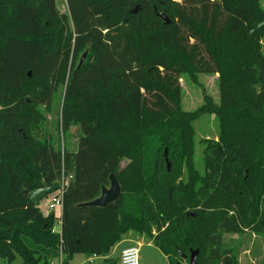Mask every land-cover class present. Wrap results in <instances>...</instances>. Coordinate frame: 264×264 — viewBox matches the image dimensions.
Segmentation results:
<instances>
[{
  "label": "trees",
  "instance_id": "16d2710c",
  "mask_svg": "<svg viewBox=\"0 0 264 264\" xmlns=\"http://www.w3.org/2000/svg\"><path fill=\"white\" fill-rule=\"evenodd\" d=\"M66 4L61 13L56 0H0V258L51 264L62 254L69 264L83 254L116 264L111 251L131 232L168 264H190L195 250L196 264H239V246L226 240L264 237V53L237 58L219 103L205 96L195 112L182 109L179 81L222 72L213 44L225 37L258 42L261 1ZM205 117L218 134L201 141L197 161L194 124ZM113 174L120 199L81 206ZM61 177V216L44 215L24 192Z\"/></svg>",
  "mask_w": 264,
  "mask_h": 264
},
{
  "label": "rangeland",
  "instance_id": "374dc122",
  "mask_svg": "<svg viewBox=\"0 0 264 264\" xmlns=\"http://www.w3.org/2000/svg\"><path fill=\"white\" fill-rule=\"evenodd\" d=\"M58 9L61 13L67 12L66 0H56ZM264 8V0H260ZM216 55L221 62L220 73L199 74L196 72H188L181 75L180 86L182 89V109L188 112H195L199 110L204 104V97L209 96L218 104L220 96L221 80L228 82L232 79V67L237 58L244 53H251L253 50H260L264 53V36L258 42H248L236 37H225L220 43L213 44ZM55 113L53 119L58 112V105L55 106ZM195 139L197 141V149L195 158L198 161L201 158L203 139H213L218 134V126L214 117H205L194 124ZM80 132L76 128L70 130V136H66L68 147L75 149L77 146V139ZM52 196H48L39 202V208L44 215L53 212L56 216L60 212L59 208L55 210L50 209ZM57 231L60 230L56 226ZM125 240L139 249V264H168L163 253L150 243V240L144 237L128 233L123 237L117 245L116 255L121 249L126 248ZM124 241V242H123ZM241 243V244H240ZM240 244V245H239ZM226 245L230 247L239 246V264H264V237H255L248 235L232 236L226 240ZM69 264H102L103 258L99 257L93 261H88V257L83 254H76L69 258ZM0 264H22V259L17 256L16 260L9 262L0 258ZM182 264H187L186 262Z\"/></svg>",
  "mask_w": 264,
  "mask_h": 264
},
{
  "label": "water",
  "instance_id": "95a60500",
  "mask_svg": "<svg viewBox=\"0 0 264 264\" xmlns=\"http://www.w3.org/2000/svg\"><path fill=\"white\" fill-rule=\"evenodd\" d=\"M137 10H138V7L133 11V13H136ZM160 17L166 22V24H169V20L167 19V17L165 15H161ZM86 56H87V53H85L82 56L80 63H79V67L84 62ZM164 157H165L166 164H167V170L170 171L171 164L168 162V159H167V150H165V152H164ZM126 164H127V161H122L121 162V168H124L126 166ZM109 180H110L109 187H103L101 190V194L98 198H96L95 200H93L91 202H87L85 204H82L81 206L105 209L108 206H110L111 204L117 202L120 199L121 194H122L121 185H120L116 175H114V174L110 176ZM58 189H59V186L55 185L52 187L38 189L29 195L27 194V192H24V193L28 196V200L33 205L38 206L39 202L42 199L52 195ZM198 255H199V250H195V251L191 252L190 259H189L190 264H196Z\"/></svg>",
  "mask_w": 264,
  "mask_h": 264
},
{
  "label": "built area",
  "instance_id": "2783aa9c",
  "mask_svg": "<svg viewBox=\"0 0 264 264\" xmlns=\"http://www.w3.org/2000/svg\"><path fill=\"white\" fill-rule=\"evenodd\" d=\"M68 179H65L64 177H61L60 182L58 183L59 191L58 193L53 196L51 203H50V209L55 210L56 208L62 209L63 206V193L65 190V187L67 186ZM60 225V230L57 231L56 226ZM53 233H58L61 236V221L57 220ZM139 249L137 246H128L126 249H124L121 252V255L118 259V262L116 264H139ZM99 258L98 256L94 255L88 258V261L93 263L95 259ZM51 264H63V257L62 254L60 257L52 262Z\"/></svg>",
  "mask_w": 264,
  "mask_h": 264
},
{
  "label": "crops",
  "instance_id": "0c3cea01",
  "mask_svg": "<svg viewBox=\"0 0 264 264\" xmlns=\"http://www.w3.org/2000/svg\"><path fill=\"white\" fill-rule=\"evenodd\" d=\"M60 182V181H59ZM52 198H53V196H52ZM60 209V208H59ZM61 216V209H60V212L58 213V217H60ZM58 228H60V225L58 226ZM124 242V241H123ZM125 243H126V248L128 247V246H134V244H131L130 245V243L128 242V241H126L125 240ZM118 245V244H117ZM117 245L112 249V251H111V256H110V258H112V259H115V260H117V259H119V257H120V255H121V252L124 250V249H126V248H123V249H121L120 250V252L116 255V250H117ZM103 258V260L106 258V257H102Z\"/></svg>",
  "mask_w": 264,
  "mask_h": 264
}]
</instances>
